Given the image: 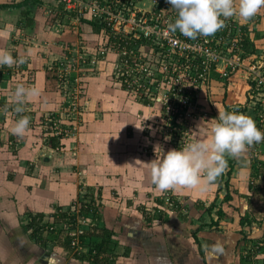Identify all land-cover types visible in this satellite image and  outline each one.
<instances>
[{"label": "crops", "instance_id": "crops-1", "mask_svg": "<svg viewBox=\"0 0 264 264\" xmlns=\"http://www.w3.org/2000/svg\"><path fill=\"white\" fill-rule=\"evenodd\" d=\"M44 3L51 7L55 0H0L6 6L0 8V50L24 59L0 67V264H264V247L251 251V243L264 245V142L226 157L214 187L169 190L175 209L156 213L165 191L151 182L147 163L156 158L141 154L150 142L138 118L152 111L115 80V55L87 79L80 129L59 149L51 146L44 121L64 101L52 68L100 41L89 21L76 30L52 23ZM240 24L253 50L247 55L264 57V7ZM246 75L225 82L213 73L198 125L247 104ZM18 85L40 93L20 113ZM258 110L251 104L246 115L259 129ZM22 116L30 123L21 137L12 128ZM82 193L102 209L99 219L90 218V245L100 243L103 230L112 234L111 248L97 262L91 246L76 253L65 235L64 212Z\"/></svg>", "mask_w": 264, "mask_h": 264}, {"label": "built area", "instance_id": "built-area-1", "mask_svg": "<svg viewBox=\"0 0 264 264\" xmlns=\"http://www.w3.org/2000/svg\"><path fill=\"white\" fill-rule=\"evenodd\" d=\"M55 4V9H44L52 23L76 30L83 20L95 22L100 42L96 49L85 47L52 68L64 101L58 115H49L44 121L51 137L63 140L80 129L87 79L110 55L117 57L113 74L122 90L152 111L147 117L138 115L150 142L142 147V155L156 158L161 151L166 154L195 142L203 113L202 93L211 86L213 73L225 80L247 74L248 102L232 111L246 115L249 105L259 106L258 124L264 132V57L247 55V36L238 26L237 16L227 18L225 26L211 36L189 39L167 30L177 18L167 0H55ZM161 200L156 213L175 209L169 190ZM80 211L81 205L75 203L64 212L65 235L76 253L83 250L81 239L91 222ZM263 247L251 243L253 252H261Z\"/></svg>", "mask_w": 264, "mask_h": 264}, {"label": "clouds", "instance_id": "clouds-1", "mask_svg": "<svg viewBox=\"0 0 264 264\" xmlns=\"http://www.w3.org/2000/svg\"><path fill=\"white\" fill-rule=\"evenodd\" d=\"M177 12L174 22L168 24V31H177L189 38L211 36L225 26V20L238 16L249 20L264 7V0H167ZM24 63L23 58H14L0 50V67H12ZM35 87L18 85L14 96L15 111L22 112V105L29 99L39 96ZM202 122L197 126L196 135L204 136L178 150L156 155L147 163L151 170V182L160 191L174 190L177 187L206 191L214 187L215 181L224 172L226 157L238 158L254 143L264 142V132L257 128L251 117L235 112H219L218 118ZM30 118L22 116L12 128L14 135L23 136L28 130ZM158 149V148H157ZM156 149V150H157Z\"/></svg>", "mask_w": 264, "mask_h": 264}, {"label": "trees", "instance_id": "trees-1", "mask_svg": "<svg viewBox=\"0 0 264 264\" xmlns=\"http://www.w3.org/2000/svg\"><path fill=\"white\" fill-rule=\"evenodd\" d=\"M5 7L0 6V8H5ZM14 7L15 6H13L12 8H14ZM89 23L93 26V28L96 31H99V27L95 22H89ZM61 140L62 139L60 137L52 136L50 138V144L53 148H56L58 146L60 147L61 146ZM160 204L161 203H159L158 205H160ZM155 207L157 209V206H155ZM100 213H102V209H100V205H98L96 203V201L94 200L93 197L92 198L90 197L89 202H84L83 205H81L80 215L84 218H88V219L89 218H94V219L97 218V219H99ZM73 218L75 219V217H73ZM66 219H67V217H66ZM111 236H112V234L110 231L103 230V236H102L103 238L97 246L90 245V239H88V233H86L82 237V239H81L82 245L86 246V244H88V246H91L89 248L91 249L90 253L92 254V256L94 258V262H97L99 257H101L102 254H105L107 252V250L109 251V249L111 248ZM245 262L247 263V261H245Z\"/></svg>", "mask_w": 264, "mask_h": 264}, {"label": "rangeland", "instance_id": "rangeland-1", "mask_svg": "<svg viewBox=\"0 0 264 264\" xmlns=\"http://www.w3.org/2000/svg\"><path fill=\"white\" fill-rule=\"evenodd\" d=\"M12 2H13V1H12ZM236 2L238 3V0H236ZM44 4H45V3H44ZM56 6H57L56 4H53V6L50 7V5H48V4L46 3V4L44 5V9H48V8L55 9ZM43 12H44V10H43ZM44 14H45V12H44ZM237 20H238V26L241 27L240 19H239L238 16H237ZM247 46H248V42H247V40H246V43H245V51H246V53H251V51H253L252 48H248ZM237 75H238V74H237ZM237 75H234V77H236ZM234 77H233V78H234ZM233 78H232V79H233ZM232 79H230V80L222 79V80H224V81L226 82V81H232ZM31 81H32V80H31ZM248 97H249V95H248ZM246 114H247V113H246ZM142 115H144V117H147V116H148V112H147V113L145 112V114L142 113ZM84 195H85V193H82V195L78 198V200H76V202H74L73 204L76 203V205H78V204L83 205L84 202H89V201H86V200L84 199ZM87 204H88V203H87ZM89 221H90V218H89Z\"/></svg>", "mask_w": 264, "mask_h": 264}]
</instances>
